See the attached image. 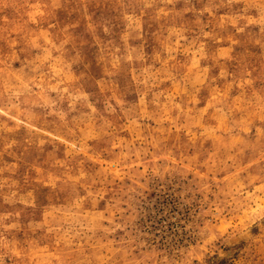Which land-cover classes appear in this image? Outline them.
Returning a JSON list of instances; mask_svg holds the SVG:
<instances>
[{"label":"rangeland","instance_id":"rangeland-1","mask_svg":"<svg viewBox=\"0 0 264 264\" xmlns=\"http://www.w3.org/2000/svg\"><path fill=\"white\" fill-rule=\"evenodd\" d=\"M0 264H264V0H0Z\"/></svg>","mask_w":264,"mask_h":264}]
</instances>
